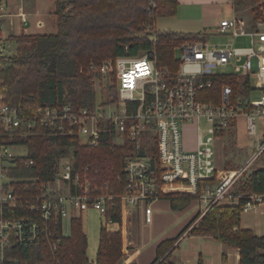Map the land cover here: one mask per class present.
I'll use <instances>...</instances> for the list:
<instances>
[{"label":"built area","instance_id":"obj_1","mask_svg":"<svg viewBox=\"0 0 264 264\" xmlns=\"http://www.w3.org/2000/svg\"><path fill=\"white\" fill-rule=\"evenodd\" d=\"M5 16L6 5L0 0V68L1 60L12 55L5 45ZM214 33L231 39L248 37L250 44L234 48L231 42L209 45L208 39L184 42L177 46L180 55L172 72L158 65L154 35L143 52L90 63L87 72L95 96L91 105L79 109L52 104L26 113L5 102L0 84V264H17L11 256L16 249L45 248L53 253L58 233L66 235L70 219L89 209L102 216L104 226L113 223L106 213L114 197L99 193L87 178V168L76 169L72 155L61 156L45 180L28 173L34 160L27 158L28 147L21 141L33 135L77 138L88 147L98 146L106 137L114 145L126 144L121 219L136 210L144 223H151L152 203L168 192L189 193L199 202L198 218L223 200L235 203L230 187L264 149V16L253 24L234 16L221 19ZM216 75L248 78L249 93L256 91L258 97L235 103L232 88L223 85L218 103L204 101L202 93L212 87ZM241 115L259 149L239 169L217 168L213 143ZM200 121L207 123L208 137H198L196 149H184L182 127L188 123L198 127ZM261 205L264 193L252 194L241 213Z\"/></svg>","mask_w":264,"mask_h":264},{"label":"trees","instance_id":"obj_2","mask_svg":"<svg viewBox=\"0 0 264 264\" xmlns=\"http://www.w3.org/2000/svg\"><path fill=\"white\" fill-rule=\"evenodd\" d=\"M256 0H251L252 4ZM177 0H52L55 31L19 35L13 40L22 42L19 53L1 60L0 84L6 103L21 111L32 113L37 107L67 104L75 109L91 105L95 93L90 63H99L120 55H136L152 45L158 65L170 71L177 69L175 47L197 40H207L211 34L202 31L185 33L173 30L148 29L156 18L176 14ZM245 0H232V9L239 12L246 7ZM251 24L264 16V1L250 8ZM213 84L202 95L204 101L218 103L223 85L232 88L233 102L243 103L250 96L248 78L239 75H216ZM113 94V88H109ZM234 123H232L233 125ZM28 147L27 158L34 160L28 173L47 179L55 170L61 156L72 155L76 169L87 168V178L99 193L112 195V205L106 219L121 222L125 186L122 181L123 161L129 147L112 144L111 137L101 140L96 147L45 134L33 135L21 141ZM261 153H264V149ZM235 203L213 205L198 221L199 213L173 237L161 241L155 248L150 264H164L171 257L170 248L184 233L210 236L228 247L238 249V264H264V235L240 226L241 206L248 196L264 193V167L243 174L231 190ZM172 210L185 209L192 198L187 192H168L161 195ZM69 233H58V246L51 253L45 248L16 249L11 256L17 264H119L125 254L123 233L110 232L100 227L99 242L94 263L87 257V237L82 217H72ZM170 262L169 264H171ZM129 264H135L131 262ZM197 264H202L201 258ZM221 264H226L225 255Z\"/></svg>","mask_w":264,"mask_h":264},{"label":"crops","instance_id":"obj_3","mask_svg":"<svg viewBox=\"0 0 264 264\" xmlns=\"http://www.w3.org/2000/svg\"><path fill=\"white\" fill-rule=\"evenodd\" d=\"M52 0H49V3ZM6 5V16L2 19V26L5 27L3 29L4 33L9 37L6 44L13 37L19 35H33V34H42L46 33L42 31L46 26L44 17L47 10H45V1L43 0H4ZM177 10L176 14L171 17H160L154 21V26L157 29V20L160 25H164L165 30H173L178 32L185 33H196L205 31L209 34H213L219 21L224 18H231L234 15V11L232 6H230V13L227 15L225 13L224 6L227 4L232 5V0H177ZM26 19V23L24 24L22 21V17ZM41 21L43 25L41 27H37V22ZM160 30V29H157ZM49 33V32H48ZM15 41V40H13ZM5 44V45H6ZM238 119V118H237ZM237 119L233 124L231 129L236 127ZM190 124V126H195V124ZM186 125V124H185ZM187 144V143H186ZM185 146V145H184ZM196 142L194 145L188 144V147H184L186 150H194L196 149ZM223 152L228 153L227 147H220ZM231 148V147H229ZM249 147H235V149H231L230 153L226 158H222L226 169H234L239 166V163L245 160V156L248 154ZM215 150V149H214ZM257 150V149H256ZM255 150V152H256ZM217 151V150H216ZM254 152V153H255ZM218 153V151H217ZM253 153V155H255ZM225 154V153H224ZM232 160L234 162L230 163ZM217 168L223 169V167H219L217 165V161L215 163ZM158 201V200H157ZM169 206V202H168ZM169 209L172 210L169 206ZM175 211V210H172ZM88 213L90 216L99 214L93 210L89 209ZM249 217L247 220H244L245 223H242V216L240 226L243 228L251 229L256 235L263 236L264 235V205L257 207L254 210L249 212ZM134 216L137 222L142 221V215L140 212L136 210H131V214H125L121 222H113L109 223L106 226V229L110 232L121 231L123 233L124 238V246H125V254L120 261L119 264H129L134 262L135 264H150L155 257V248L156 246L163 240L173 238L181 229L177 228L172 232V234L161 236L152 246V250L149 254L145 256L139 252V241L136 239V244L131 245V240H126L128 238V234L130 233L127 224L131 223L130 216ZM100 217V215H99ZM159 221V219L155 216H152V221L148 225L150 226L155 224V222ZM144 223V222H143ZM104 226L103 218L101 217V222L95 226L89 225L88 232L85 231L87 237V257L91 263L95 262L98 242H99V232L100 227ZM190 236H200L207 240H211L213 242H218L216 249H211L210 252L206 251L205 254H199V257H196L195 264H197L198 259L201 258L202 264H221L222 256L226 257V264H238L239 262V253L238 249L234 247H228L221 243L220 241L210 237L203 235H190ZM185 238V237H183ZM128 244V245H127ZM154 249V250H153ZM204 255V256H203ZM175 264L173 256L171 255L170 259L164 264ZM158 264V263H156Z\"/></svg>","mask_w":264,"mask_h":264},{"label":"rangeland","instance_id":"obj_4","mask_svg":"<svg viewBox=\"0 0 264 264\" xmlns=\"http://www.w3.org/2000/svg\"><path fill=\"white\" fill-rule=\"evenodd\" d=\"M43 1H45V7H46L45 10L47 11L44 17L46 26L44 27V29H42V31L46 33L54 32L55 31V17L52 13L51 1L50 3H49V0H43ZM262 1L264 0H256L252 4L251 0H245V2L248 3V5H246V7H241L239 12H234L233 16L239 20H243V21L250 20L251 21L252 15L250 13V8L253 6L255 7L258 6ZM230 6L232 5L227 4L224 6L225 13L227 15L230 13L229 16L232 15ZM156 26H157V29L165 30L164 25L163 26L160 25L158 23V20H157ZM3 29L5 30L4 26H3ZM228 42H231L232 47L234 48L248 47L250 44L248 37H243V38L239 37V38L231 39L229 36L220 35L216 33L211 34L210 38L208 39L209 45H220V44H225ZM21 45H22V42L20 43L17 41L10 40L6 44V48L10 54H17L20 51ZM179 55H180V48L177 47L175 49L176 58H178ZM225 71L230 72V69L227 68ZM250 96L251 98H256L258 97V93L256 91H252ZM98 98L99 96H97V99ZM256 124H258L257 121H256ZM207 128H208V125L204 121H200L198 123V127L192 126V125L190 126V124L184 125L182 127V130H183L182 132H183V142H184L185 147H188V144L194 145L198 137L205 140L208 137ZM259 131L260 129L257 130L258 134H259ZM258 146L259 144H258L256 137L248 133L247 127H246V119L244 116L241 115L237 119L236 127L234 129H231V130L229 129L223 132L221 139L219 140L217 139L213 143V147L215 149V163L217 161V165L219 167L224 168L225 165H224L222 158H226L227 155L230 153V151H232L231 149H235V147H249L248 148L249 152L245 156V160L243 159V161L239 163V166H237L234 169L224 168L225 170H229V171L239 169L243 167L246 163H248V161H250V159L254 156L253 153L255 152V150L259 149ZM19 147H22V146H19ZM220 147H227L228 153L226 154V152H223ZM216 150L218 151V153ZM17 153L24 155L26 154V151L18 149ZM229 162L232 163L234 161L230 160ZM263 167H264V153H260V154H257V157H255L251 161V163L247 166L243 174L245 173L248 174L252 170H256V169L263 168ZM241 177L242 176H240L239 178ZM232 186L230 187V190ZM227 203L231 204L230 202L225 201V200L221 202V204H227ZM151 209H152L153 216L156 215V217L159 219V221L155 222V224L150 225V226H145L148 224L143 223L144 222L143 218H142V221L137 222V220L134 218L135 215L129 217L131 218L130 219L131 223L127 224V227L129 228L130 233L128 234V238H126V240H131L130 247H132V245L136 244V239H137L139 241V246H141L139 247V252L144 256L151 252L153 244L161 236L172 234V232H174V230H176L177 228L182 229L184 225L198 211L199 202L193 199L191 200L190 204L185 209L180 210V211H172L169 209L168 200L159 199L158 201H155L152 203ZM247 212L241 213L242 223H245L244 220H247L249 217V213ZM101 217H102L101 215L100 217L99 215L90 216L88 211L84 212L82 214L84 230L88 232L89 225H94V224L95 226L98 225L101 222ZM200 218H197L194 224H196ZM65 233L66 234L69 233L68 224L65 227ZM217 245H219L218 242H213L211 240L209 241L200 236H190L189 232H186L181 238L177 240L176 243H174V245L170 248V250L174 247V250L171 255L173 256L175 264H195V259L196 257H199V254H202V253L205 254L206 251L210 252L211 249L212 250L216 249Z\"/></svg>","mask_w":264,"mask_h":264}]
</instances>
